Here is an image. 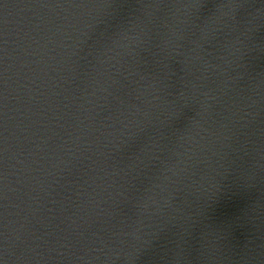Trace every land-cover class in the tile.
<instances>
[{"label": "water", "instance_id": "95a60500", "mask_svg": "<svg viewBox=\"0 0 264 264\" xmlns=\"http://www.w3.org/2000/svg\"><path fill=\"white\" fill-rule=\"evenodd\" d=\"M180 264H264V214Z\"/></svg>", "mask_w": 264, "mask_h": 264}]
</instances>
